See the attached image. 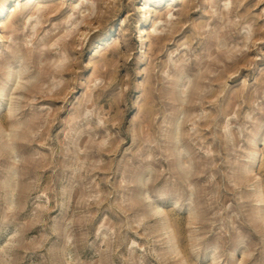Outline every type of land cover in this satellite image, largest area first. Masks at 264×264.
I'll return each mask as SVG.
<instances>
[{
    "label": "rangeland",
    "instance_id": "1",
    "mask_svg": "<svg viewBox=\"0 0 264 264\" xmlns=\"http://www.w3.org/2000/svg\"><path fill=\"white\" fill-rule=\"evenodd\" d=\"M0 264H264V0H0Z\"/></svg>",
    "mask_w": 264,
    "mask_h": 264
}]
</instances>
